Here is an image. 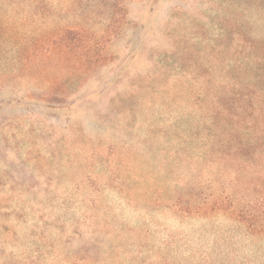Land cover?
<instances>
[{"label":"rangeland","instance_id":"rangeland-1","mask_svg":"<svg viewBox=\"0 0 264 264\" xmlns=\"http://www.w3.org/2000/svg\"><path fill=\"white\" fill-rule=\"evenodd\" d=\"M217 84L252 157L198 158ZM0 264H264V0H0Z\"/></svg>","mask_w":264,"mask_h":264},{"label":"trees","instance_id":"trees-1","mask_svg":"<svg viewBox=\"0 0 264 264\" xmlns=\"http://www.w3.org/2000/svg\"><path fill=\"white\" fill-rule=\"evenodd\" d=\"M214 85V84H213ZM210 86V96L212 97L207 103L210 110V119L212 129L208 130V137L213 141L210 144L204 143L203 151L199 154L200 159L208 162H222L224 160L240 159V157H252L257 151V147L251 142L250 139L243 138V135L236 129L239 124V115L232 112V106L237 108L236 102L240 97V92L236 87H232L228 84H217V86ZM200 99H197L199 102ZM234 111V110H233ZM222 131H226L223 134ZM209 142V141H208ZM121 155V154H119ZM118 155V156H119ZM174 160L177 163L181 161H188V153L184 150H178L172 154ZM197 158V157H196ZM197 158V159H198ZM198 159V160H200ZM186 186V194H193L195 197H183L178 196L176 202L173 204L179 211L185 214H202L207 215L216 211H225L228 209L236 208V203L232 198H228V203H224V200L214 198L212 194H206L208 189L215 186V181L211 178H197ZM215 183V184H214ZM218 188L221 185H217ZM184 194V195H186ZM255 205V203L253 204ZM183 206V207H182ZM246 202L238 209V213L248 226H253L257 220V215L253 211V208Z\"/></svg>","mask_w":264,"mask_h":264}]
</instances>
